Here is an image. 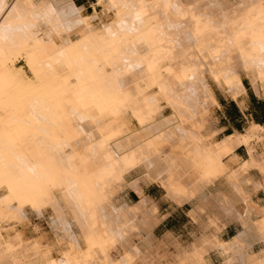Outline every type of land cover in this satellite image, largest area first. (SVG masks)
Here are the masks:
<instances>
[{
	"label": "bare ground",
	"instance_id": "1",
	"mask_svg": "<svg viewBox=\"0 0 264 264\" xmlns=\"http://www.w3.org/2000/svg\"><path fill=\"white\" fill-rule=\"evenodd\" d=\"M93 9L0 0V236L24 238L17 227L50 212L58 241L48 261L33 240L38 264L144 262L130 240L156 226L144 193L155 184L204 221L181 263L213 264L217 252L223 264H264V247L254 251L264 242L253 208L262 187L250 173L264 174V146L254 155L264 127L218 140L212 117L217 91L239 101L245 80L264 99V0H97ZM126 188L139 199L118 205ZM232 222L243 231L221 240Z\"/></svg>",
	"mask_w": 264,
	"mask_h": 264
},
{
	"label": "crops",
	"instance_id": "2",
	"mask_svg": "<svg viewBox=\"0 0 264 264\" xmlns=\"http://www.w3.org/2000/svg\"><path fill=\"white\" fill-rule=\"evenodd\" d=\"M73 1L75 2V0ZM80 2L83 3L82 6L85 7L89 0H80ZM254 92L255 91L252 88L246 89L245 97L239 100L241 102L231 100V98L222 93L217 95L219 106L213 110L212 117H214L213 126L215 125L214 127L220 130L223 129L217 137L218 140L228 135L245 133L252 124H258V126L264 127V99ZM261 133L260 134L263 136L264 133ZM245 153L246 150L241 147L236 151V154L242 159V161L247 158ZM256 177L261 181L263 180L260 173H257ZM154 185L155 184L144 186L145 195L156 203L159 210L158 216L160 221L153 228L152 235L156 239H163L167 235H172L184 245H188L185 242V238H188L190 244L194 241L195 236L200 233V220L194 221L189 215L193 209V205L191 203H186L183 206L174 205L166 199L164 190L158 189L159 186ZM221 189L228 191V189L223 186ZM160 190L164 193L162 199L157 197V193H159ZM136 196L137 200H128V203L132 204L138 201L139 197L137 194ZM131 197L134 198V194H131ZM253 199L261 205L264 204L262 191H260L258 195H254ZM242 231L243 227L239 222H232L222 231L220 239L223 241H230L235 237H238ZM259 244L260 243H257L255 245L254 251H258L256 247ZM212 255L213 264H223L224 259L219 253L213 252ZM216 256H219L220 259L218 260Z\"/></svg>",
	"mask_w": 264,
	"mask_h": 264
},
{
	"label": "rangeland",
	"instance_id": "3",
	"mask_svg": "<svg viewBox=\"0 0 264 264\" xmlns=\"http://www.w3.org/2000/svg\"><path fill=\"white\" fill-rule=\"evenodd\" d=\"M96 1L97 0H89V2L85 5L86 13H89V14H91L92 12L94 13V9L93 8H94V4H95ZM97 10H98V14H101L102 8L98 7ZM21 64L23 65V63H21ZM245 84L249 87V89H251L250 84H249V82L247 80H245ZM219 94H220V92L217 91V95H219ZM166 113L168 114L169 111H167ZM260 136H262V135H260ZM263 137H264V134H263ZM255 145L256 146H255V150H254V155L258 158L260 153H261V147L264 146V142H262V143H260L258 145L257 144H255ZM257 172L262 174V177H263L262 181L256 177V175H257L256 173ZM257 172H254V173L250 172V173L255 177L256 182L263 189L264 188V174H263V172H260V171H257ZM142 177H143V173L142 172H138V174L136 172V173L131 174L127 178V181L130 182V181H132L134 179L142 178ZM158 189H160V188H158ZM262 189L260 191H262V193H263ZM260 191H259V193H260ZM131 194H134L136 196V194L133 191H131L129 188H126V189H124V191H122L121 193H119V195L116 196L115 202L118 205H121V204H123L124 202H126L128 200H135V198L131 197ZM163 195H164V193H163L162 190H160V192L157 193V197L159 199H162ZM136 198H137V196H136ZM167 200H169V199H167ZM170 202H172V201H170ZM173 204L178 206L175 203H173ZM253 208L256 210L257 213H259L260 216H264V204L261 205V204L258 203L256 205H253ZM158 215H159V210H158V214H157V218H156L157 219L156 223H155L156 225L160 221V218H159ZM189 215L192 217V219L194 221H199L200 220V226L203 225L204 221H202L201 219L193 218L192 211L189 213ZM52 220H53V217H52L50 212L46 213L43 217L30 216V218L25 220L22 225L17 227L18 232L19 231H23L24 232V234H25L24 238L21 237L20 235H18L19 233H14V232L10 231L7 228L6 229L7 231L5 230L6 232L4 231L3 235L0 236V264H13L15 260L18 261V262L16 261L17 264H24V263L25 264H38V262H39L38 254H37L36 249H33V248H35V246L33 244L34 243V241H33L34 239H39V240L42 241L43 247H44V248H42V254H43L44 257L46 256L45 259L50 261L51 258H49V257H51V256H49L50 254H49L48 248L46 246L47 245H52V244L56 243V241H58L57 240L58 236L55 234L57 229H53L50 226V222ZM154 227H155V225H154ZM10 233H13V235L10 234ZM138 233H136L131 238L130 242H131V244H134V245H143L144 246V248H143L144 257H141V258L142 259L144 258L145 260H144V262H142V260L139 259L138 262H136V264L137 263L138 264H142V263L143 264H147V263L148 264H183L177 258L178 251L179 250H183V249L184 250H189L191 245L197 239L196 237L199 236V235L195 236L194 241L191 242L190 244H189L190 241L188 240V238L187 239L185 238V242L188 245H184L183 243H181L179 240H177L172 235H167L163 239H156L152 235V231L149 232V233H146V234H144L145 232H142V231H140ZM137 235L139 237H137ZM148 238H150V239L152 238V240L154 239L155 240V241H153L154 243L153 242L151 243L150 240H148ZM146 239L148 241H146ZM19 241H21V242H19ZM25 241L27 242V244H26ZM143 242H145V243H143ZM31 243H32V245L28 246ZM178 247H179V249H178ZM262 247H264V242H260V244L256 247V249L259 250ZM22 255H24V256L22 257ZM120 255H121V250H118L117 257H120ZM47 256H49V257H47ZM216 258L218 260L220 259L219 256H216Z\"/></svg>",
	"mask_w": 264,
	"mask_h": 264
},
{
	"label": "trees",
	"instance_id": "4",
	"mask_svg": "<svg viewBox=\"0 0 264 264\" xmlns=\"http://www.w3.org/2000/svg\"><path fill=\"white\" fill-rule=\"evenodd\" d=\"M75 2H76V4L79 5V6L83 5V3L80 2V0H75ZM245 85H246V84H245ZM246 87H247V89H249V87H248L247 85H246ZM134 198H135V200H137V198H136L135 195H134Z\"/></svg>",
	"mask_w": 264,
	"mask_h": 264
}]
</instances>
